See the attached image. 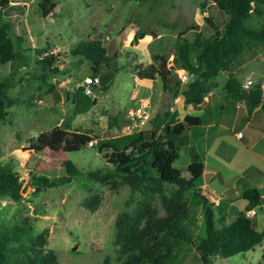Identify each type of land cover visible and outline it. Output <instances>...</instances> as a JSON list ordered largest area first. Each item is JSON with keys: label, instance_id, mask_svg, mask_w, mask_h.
Listing matches in <instances>:
<instances>
[{"label": "rangeland", "instance_id": "rangeland-1", "mask_svg": "<svg viewBox=\"0 0 264 264\" xmlns=\"http://www.w3.org/2000/svg\"><path fill=\"white\" fill-rule=\"evenodd\" d=\"M17 1L25 2L27 8L15 27L8 30L15 56L11 61L0 62V80L7 79L5 93L16 101L4 108L5 114L0 120V161L10 160L21 186L26 187L18 200L0 196V220L24 216L32 221L34 229L46 227V246L55 251L58 264H100L104 255L112 258L115 254V214L132 205L136 194H129L124 183L111 180L101 183L90 173L112 172L122 162L145 155L148 144L132 141L137 131L171 123L181 119L188 109L193 110L194 107L182 101V82L178 75L188 74L195 38L214 34L210 0H53L54 8L45 15L37 6L38 0ZM252 4L258 12L251 11L244 19L249 27L264 21V2L253 0ZM138 32L143 35L133 41V35ZM91 35L105 46L109 67L100 71L91 93H86L82 77L90 74L87 61L69 55L68 49L75 41ZM257 46L264 49L262 44ZM50 48L65 54L61 61L68 71L69 81L63 83L65 76L50 68L43 69L36 61ZM141 69L160 77L162 70L168 69L166 87L162 88L159 77L137 80L136 70ZM244 71L245 66L241 65L237 75ZM220 72L208 81L204 95L212 88L220 91ZM161 92L156 103L137 97ZM137 107L144 110L145 118L134 113ZM54 124L87 132L92 139L80 149L64 152L61 163L72 174L69 181L32 191L26 164L34 149L29 148L27 139ZM199 131L198 127L190 125L186 136L193 140ZM171 137L177 141L176 136ZM98 144L101 151L95 148ZM189 144L177 143L178 157L173 166L182 169V176L194 177L185 196L193 211L190 226L193 233H200L203 207L213 210L214 219L222 215L227 220L234 209L243 208V199L240 183L234 182L235 177L223 170L220 175L235 184V188L222 192L221 196L217 193L222 184L215 175L211 178L205 175L202 179L187 171L186 165L203 152L201 142L193 140ZM221 148L224 150L226 146L220 144L218 152ZM24 149H29L25 164ZM202 181L207 184L199 185ZM164 186L172 187L168 183ZM258 189L264 195V182ZM207 190L214 192L213 198L205 194ZM91 194L96 199L92 209L83 203ZM156 205L162 213L157 202ZM252 208L254 227L261 230L264 228V198L260 206ZM263 250L264 234L252 248L228 256H214L211 264H264ZM172 264H199L197 250L186 245Z\"/></svg>", "mask_w": 264, "mask_h": 264}, {"label": "trees", "instance_id": "trees-1", "mask_svg": "<svg viewBox=\"0 0 264 264\" xmlns=\"http://www.w3.org/2000/svg\"><path fill=\"white\" fill-rule=\"evenodd\" d=\"M253 0H210L215 31L212 36L195 38L192 61L188 64V79L180 84L184 104L197 106L206 92L208 81L219 71H225L223 88L227 96L241 98L244 90L229 70L231 60L246 48L264 45V21L255 27L244 23L251 11H257ZM264 2V0H255ZM41 14L52 11L53 0H38ZM26 6L17 0H0V62L11 61L15 56L14 42L8 30L14 28L22 17ZM143 34L133 35L136 41ZM68 53L87 61L91 75L109 67V55L105 46L96 36L75 41ZM61 58L64 53L59 54ZM114 56V55H112ZM54 56L42 54L36 61L42 68L51 67ZM138 78L151 79L154 74L145 69L136 70ZM162 88L169 81L168 69L161 72ZM6 78L0 80V120L4 108L14 104L15 98L5 93ZM176 83H179L176 80ZM94 87V86H93ZM244 101L253 104L247 99ZM203 121L200 114L185 113L181 119L164 123L158 127L137 131L132 141L146 142L148 152L122 162L112 172L92 177L104 183H124L129 194H136L132 205L119 210L113 219V243L116 245L112 258L104 255L100 264H172L186 245H192L198 252L199 264H211L214 256H228L252 248L264 234V228L257 230L251 216L245 210L260 206L264 198L254 186L244 185L240 197L246 200L243 209H234L229 219L219 215L214 219L213 210H201V231L193 233L191 209L187 205L185 191L192 185L193 178L181 175L182 169L173 166L177 155V143L185 142L186 129ZM171 135L177 137L175 141ZM92 136L84 131L67 129L54 124L27 139L29 148L34 149L26 164L28 184L32 191L44 190L70 180L72 174L66 171L61 159L64 152L85 146ZM97 151L102 147L95 146ZM106 149V148H104ZM29 149H24L25 159ZM201 157L186 165L188 172L199 175ZM241 177V176H239ZM172 187L165 188L164 184ZM20 181L13 171L10 160L0 161V196L12 200L20 198ZM197 195V192H194ZM95 196L89 195L83 202L93 208ZM159 204L162 213H159ZM47 228L34 229L27 217H8L0 220V264H58L55 251L46 246ZM264 253V250H263ZM257 264H262L258 262Z\"/></svg>", "mask_w": 264, "mask_h": 264}, {"label": "crops", "instance_id": "crops-1", "mask_svg": "<svg viewBox=\"0 0 264 264\" xmlns=\"http://www.w3.org/2000/svg\"><path fill=\"white\" fill-rule=\"evenodd\" d=\"M25 6L27 8V4ZM259 47L253 45L246 48L231 60L229 70L237 78L239 84L247 77H251L255 81L264 78V49ZM241 65L245 66V71L241 75H237ZM57 74L61 75V73ZM155 77H159L161 80L159 75H154L149 80H154ZM224 78L225 71H221L218 78L220 91L214 88L210 89L192 111L187 110L189 114H200L203 117L201 123L193 125L200 129L193 140L195 143L196 141L201 142L203 148L199 176L204 179L205 175H210L209 178L211 175H215L222 184L217 193L219 196L222 192H230L232 188H235V184H231L228 178H223L220 175V170L234 176V182L240 183L238 185L241 186V190L244 185L254 186L258 189V186L264 182V98L249 105L244 101V96L241 98L226 96L224 88H222ZM215 93L217 94L215 95ZM161 94L162 92L155 96H151L150 93L136 95L141 100L156 103ZM168 105L166 104V106ZM166 109L167 107L164 112ZM226 131L228 134L225 133ZM237 131L242 132L241 136L236 135ZM193 140L186 136L185 143H192ZM220 144H224L226 148L224 150L221 148V151L218 152ZM208 157H210V163L207 161ZM205 184H207L206 181L199 183L202 186ZM260 194L264 197L262 193ZM245 204L246 200L243 199V208Z\"/></svg>", "mask_w": 264, "mask_h": 264}, {"label": "built area", "instance_id": "built-area-1", "mask_svg": "<svg viewBox=\"0 0 264 264\" xmlns=\"http://www.w3.org/2000/svg\"><path fill=\"white\" fill-rule=\"evenodd\" d=\"M130 38H131V35L129 36V39ZM44 54H49V55L54 56V58L51 61V67L56 68V70L61 72L62 76H65V78L63 79V83L69 81L70 76H69L68 72H66L65 65L61 61V58L58 56L57 50L55 48H50L49 50L44 52ZM53 78H54V76H53ZM178 79H179L180 82H185L188 79V74L181 73V74L178 75ZM82 82H83V84H82L83 87L82 88H83L84 92L91 93V91L93 89V86L97 82V75H85V76L82 77ZM240 86L244 90V94L250 88L257 87V88L260 89V99L264 98V78L255 81L253 78L247 77V78H245L244 80L241 81ZM134 113L137 116H140L142 119L145 118V116H146L144 110H141L140 107H137V109H136V111ZM241 134H242L241 131H237L236 132L237 136H241ZM205 194L209 198H213L214 192L207 190V191H205ZM253 213H254L253 209H246L245 210V214L247 216H251Z\"/></svg>", "mask_w": 264, "mask_h": 264}, {"label": "water", "instance_id": "water-1", "mask_svg": "<svg viewBox=\"0 0 264 264\" xmlns=\"http://www.w3.org/2000/svg\"><path fill=\"white\" fill-rule=\"evenodd\" d=\"M244 98L250 102L257 103L260 100V89L257 87L250 88L245 94ZM26 185L20 187L19 192H22Z\"/></svg>", "mask_w": 264, "mask_h": 264}]
</instances>
